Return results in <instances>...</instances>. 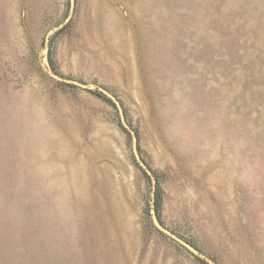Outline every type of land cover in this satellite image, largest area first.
Returning a JSON list of instances; mask_svg holds the SVG:
<instances>
[{
	"label": "rangeland",
	"instance_id": "obj_1",
	"mask_svg": "<svg viewBox=\"0 0 264 264\" xmlns=\"http://www.w3.org/2000/svg\"><path fill=\"white\" fill-rule=\"evenodd\" d=\"M0 264H264V0H0Z\"/></svg>",
	"mask_w": 264,
	"mask_h": 264
}]
</instances>
